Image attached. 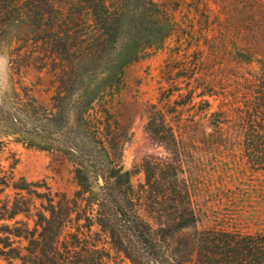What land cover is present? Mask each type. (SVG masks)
Masks as SVG:
<instances>
[{"label":"trees","instance_id":"16d2710c","mask_svg":"<svg viewBox=\"0 0 264 264\" xmlns=\"http://www.w3.org/2000/svg\"><path fill=\"white\" fill-rule=\"evenodd\" d=\"M193 1L183 41L175 15L155 0H81L101 37L94 43L83 38L80 53H105L106 45H117L124 21L133 32L131 63L149 51L169 49L157 102L144 109L145 132L168 157L144 160L145 180L135 186L136 172L122 163L126 130L116 123L112 129L107 104L90 100L77 118L63 113L81 83L80 57L48 59L57 69L39 75L28 90L30 135L47 144L39 150L72 163L77 189L70 197L46 183L16 179L19 159L1 171L0 262L109 264L115 251L130 264H169V243L208 213L197 203L198 189L211 180L207 166L221 167L225 179L242 167L264 176V0ZM22 3L15 1L16 11L40 21L38 30L53 15L47 0L33 2L27 12ZM54 28H60L59 20ZM122 87L118 76L104 96ZM184 247L190 257L179 264H264V234L231 224L204 228Z\"/></svg>","mask_w":264,"mask_h":264},{"label":"rangeland","instance_id":"374dc122","mask_svg":"<svg viewBox=\"0 0 264 264\" xmlns=\"http://www.w3.org/2000/svg\"><path fill=\"white\" fill-rule=\"evenodd\" d=\"M15 1L0 0V172L9 170L13 161L19 159L14 170L16 179L23 177L29 182H43L54 192L70 197L74 195L77 186L72 163L37 148L47 144L30 135V124L33 122L26 117V113L30 110L28 90L37 82L36 78L57 69L47 60L80 57L77 72L82 76L81 83L72 101L68 102L70 104L63 107V113L66 117L77 118L90 100L95 105L107 104L111 110L112 129L116 123L126 130L121 148L122 163L127 170L136 172L132 178L135 186L144 182L142 162L146 159L165 161L168 157L165 149L154 143L145 132L147 115L144 109L148 103L157 102L160 72L169 57V49L149 51L151 55L131 63L134 51L130 35L133 32H129L124 21L117 45H106L105 53H93L91 50L80 53L78 50L83 38L94 40V43L101 37L97 24L81 0H47L53 8V15L40 30L37 28H40L41 22L36 21L35 17L32 21L20 17L14 6ZM33 2L37 0H23L25 12L34 8H30ZM155 2L175 15L185 41L190 31V18H193L196 8L194 1ZM36 6H39L38 3ZM211 8L221 13V6L211 3ZM58 20L60 28L56 30L54 26ZM174 46L173 41L171 47ZM118 76H123L122 89L114 96L105 97L104 94L110 90V82ZM48 80L47 77L45 88ZM212 104L216 109L218 102L212 101ZM59 115L58 112L57 119ZM40 124L48 123L41 119ZM52 127L56 128L57 125L52 124ZM207 169L211 170V180L206 182L203 190L196 191L202 213L206 208L209 209L208 213L202 214L195 226L181 231L169 243V264H179L190 257L184 244L204 228L231 224L243 232L264 234V176L242 167L232 168L229 179H225L221 167L212 170L211 166H207ZM40 192H44V189ZM7 193L14 194V191ZM108 262L130 264L115 251H111ZM0 264L7 263L1 261Z\"/></svg>","mask_w":264,"mask_h":264}]
</instances>
